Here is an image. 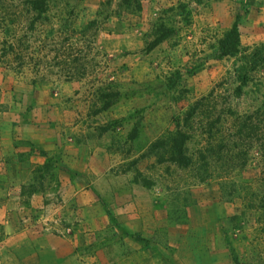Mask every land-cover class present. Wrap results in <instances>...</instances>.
Returning a JSON list of instances; mask_svg holds the SVG:
<instances>
[{
	"label": "rangeland",
	"instance_id": "obj_1",
	"mask_svg": "<svg viewBox=\"0 0 264 264\" xmlns=\"http://www.w3.org/2000/svg\"><path fill=\"white\" fill-rule=\"evenodd\" d=\"M0 264H264V0H0Z\"/></svg>",
	"mask_w": 264,
	"mask_h": 264
},
{
	"label": "trees",
	"instance_id": "obj_2",
	"mask_svg": "<svg viewBox=\"0 0 264 264\" xmlns=\"http://www.w3.org/2000/svg\"><path fill=\"white\" fill-rule=\"evenodd\" d=\"M155 45V44H154ZM240 46V33L237 22H235L229 31H227L222 39L218 43V53L221 57L224 56H233L239 51ZM151 49V48H149ZM183 159H186V156L182 154Z\"/></svg>",
	"mask_w": 264,
	"mask_h": 264
}]
</instances>
